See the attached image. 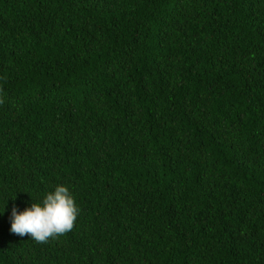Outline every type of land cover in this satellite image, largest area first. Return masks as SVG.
<instances>
[{"label":"trees","instance_id":"16d2710c","mask_svg":"<svg viewBox=\"0 0 264 264\" xmlns=\"http://www.w3.org/2000/svg\"><path fill=\"white\" fill-rule=\"evenodd\" d=\"M0 264H264V0H0Z\"/></svg>","mask_w":264,"mask_h":264},{"label":"clouds","instance_id":"9594fccd","mask_svg":"<svg viewBox=\"0 0 264 264\" xmlns=\"http://www.w3.org/2000/svg\"><path fill=\"white\" fill-rule=\"evenodd\" d=\"M79 214L74 197L69 188L56 186L41 203H32L24 211L18 212L13 207L10 231L18 236L30 235L37 242L46 243L49 238H57L74 227Z\"/></svg>","mask_w":264,"mask_h":264}]
</instances>
